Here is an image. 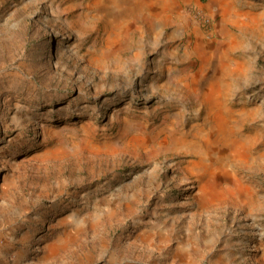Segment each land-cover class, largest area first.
Listing matches in <instances>:
<instances>
[{"label":"rangeland","instance_id":"rangeland-1","mask_svg":"<svg viewBox=\"0 0 264 264\" xmlns=\"http://www.w3.org/2000/svg\"><path fill=\"white\" fill-rule=\"evenodd\" d=\"M0 264H264V0H0Z\"/></svg>","mask_w":264,"mask_h":264},{"label":"bare ground","instance_id":"bare-ground-1","mask_svg":"<svg viewBox=\"0 0 264 264\" xmlns=\"http://www.w3.org/2000/svg\"><path fill=\"white\" fill-rule=\"evenodd\" d=\"M217 122H219L218 120H217ZM210 194V193H209Z\"/></svg>","mask_w":264,"mask_h":264}]
</instances>
